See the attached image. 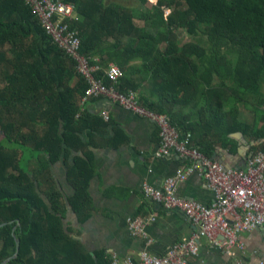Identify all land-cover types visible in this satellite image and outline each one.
Instances as JSON below:
<instances>
[{
    "label": "trees",
    "instance_id": "1",
    "mask_svg": "<svg viewBox=\"0 0 264 264\" xmlns=\"http://www.w3.org/2000/svg\"><path fill=\"white\" fill-rule=\"evenodd\" d=\"M66 1L74 5L71 25L80 38L79 51L98 58L97 76L110 84L103 70L118 65L122 75L116 87L138 92L143 106L167 115L181 134L190 132L208 157L217 136L233 142L228 136L234 131L264 135L239 122L226 127L217 112L228 107L235 121L239 103L256 114L264 108V0H158L150 6L148 0ZM180 29L195 38L183 42ZM5 45L14 59L0 86V226L5 223L0 264L15 253L17 238L19 256L8 264H23L25 248L42 243L45 225L54 231L62 218L63 196L52 165L65 157L76 190L69 201L78 214L89 206L88 187L97 167L90 155L77 154L68 162L72 150L86 145L79 132L88 116L78 113L88 83L22 0H0V48ZM192 111L200 121H188ZM212 115L220 127L208 126ZM17 219L20 226L13 233Z\"/></svg>",
    "mask_w": 264,
    "mask_h": 264
},
{
    "label": "crops",
    "instance_id": "2",
    "mask_svg": "<svg viewBox=\"0 0 264 264\" xmlns=\"http://www.w3.org/2000/svg\"><path fill=\"white\" fill-rule=\"evenodd\" d=\"M262 93L264 95V88ZM79 105L78 116L82 112L88 116L82 122V130L79 132L86 145L84 149L72 150L68 162H72L73 157L78 154L85 157L90 155L96 164L97 173L88 187L89 206L80 214L74 211L69 198L76 190L69 182L68 163L62 156L52 165V173L63 196L58 204L62 218L59 224L55 222L54 231L48 230L45 225L42 243L25 248L23 264H110L114 254L136 259L145 249L156 255H165L176 242L189 238L194 233L200 235V252L189 259V264H236V259L213 247L209 238L182 210L167 209L143 193L145 182L161 186L168 176L190 164L188 158L174 150L162 156L156 155L161 142L157 122L125 109L105 96L91 98L84 105L79 99ZM237 108L235 121L228 117V107L218 113L227 122L226 127L238 126L239 122L242 126H251L252 131L263 132V135L264 108L259 114L242 103ZM104 113L109 115V119L103 117ZM192 114L188 121H200L194 111ZM212 117L207 119L208 126L213 123L219 126L216 117ZM218 131L217 135L223 133ZM220 137L212 139L211 158L226 168L246 169L250 153L264 150V135L253 137L248 133L234 131L228 136L233 142ZM35 166L36 160L33 159L29 167L33 169ZM37 191L41 192L48 207L53 210V204L42 188L37 187ZM177 194L204 205H210L214 201L213 192L207 189L204 178L197 171L178 184ZM151 216L155 219L146 223V236L134 235L129 218L146 219ZM4 225L5 223L1 227ZM19 226L20 220L17 219L13 233ZM240 238L247 247L248 264L264 261V227L251 233H243ZM17 240L20 241L19 238ZM2 248L3 242L0 240V251Z\"/></svg>",
    "mask_w": 264,
    "mask_h": 264
},
{
    "label": "built area",
    "instance_id": "3",
    "mask_svg": "<svg viewBox=\"0 0 264 264\" xmlns=\"http://www.w3.org/2000/svg\"><path fill=\"white\" fill-rule=\"evenodd\" d=\"M22 1L31 9L51 41L65 55L75 60L76 71L86 79L88 87L80 98L82 105L91 98L105 96L135 114L154 119L160 128L161 137L156 155L162 156L174 150L190 160L189 165L182 166L175 174L168 176L161 186L145 182L143 193L167 209L182 210L209 238L213 247L236 259V264H248L247 247L240 235L264 227V150L250 153L246 169L226 168L208 157L193 145L190 132L181 134L167 115L143 106L135 90L122 92L116 87L118 78L122 75L118 65L109 63L103 70L111 80L110 84L97 76L101 69L97 64L98 58H91L79 51L80 38L71 25L75 18L72 2ZM103 117L109 119L107 113ZM195 171L202 175L205 186L214 194V201L210 205L182 198L177 194L178 184ZM153 219L154 216L146 219L129 218L132 233L146 236V223ZM199 243L200 235L194 233L191 237L176 242L165 255H156L147 249L142 250L136 259L130 256L122 258L114 254L110 264H189V259L200 252ZM259 264H264V261Z\"/></svg>",
    "mask_w": 264,
    "mask_h": 264
},
{
    "label": "rangeland",
    "instance_id": "4",
    "mask_svg": "<svg viewBox=\"0 0 264 264\" xmlns=\"http://www.w3.org/2000/svg\"><path fill=\"white\" fill-rule=\"evenodd\" d=\"M115 2H122V3H126V4H134L131 0L127 1V0H113ZM149 1V5L150 6L151 4H155L157 3L158 0H148ZM169 11L168 8L165 9V12L167 14V12ZM178 34H179V37L180 39L185 42V41H188V40H191L192 38L194 39L195 37L191 34H189L186 30H183V29H180L178 31ZM202 37H204V39L206 40L207 37L205 35L202 34ZM2 54H4L3 56H1ZM11 59H14V53L12 52V50L9 48V45H5L3 47L0 48V86H2L4 83H5V79H4V70L8 68L9 66V61ZM228 84V86H232L233 84L231 82H229L228 79L225 80ZM263 88H264V85L262 87V92H263ZM138 93V92H137ZM81 98V96H80ZM79 98V99H80ZM202 103V102H201ZM191 106H195V105H191ZM197 107H200L199 105ZM197 107H192L191 110H195L197 109ZM221 108L218 109V113L221 112ZM207 112V110H206ZM212 113H210L211 115ZM210 117V116H208ZM1 137H3V135H1Z\"/></svg>",
    "mask_w": 264,
    "mask_h": 264
},
{
    "label": "water",
    "instance_id": "5",
    "mask_svg": "<svg viewBox=\"0 0 264 264\" xmlns=\"http://www.w3.org/2000/svg\"><path fill=\"white\" fill-rule=\"evenodd\" d=\"M0 227H1V226H0ZM19 250H20V241L17 240V241H16V253H15V255H14L13 257L7 259L6 261H4L2 264H7L10 260H12V258L17 257L18 254H19Z\"/></svg>",
    "mask_w": 264,
    "mask_h": 264
}]
</instances>
